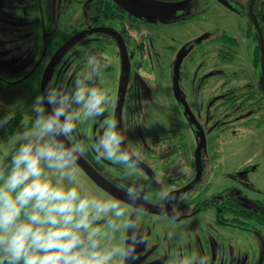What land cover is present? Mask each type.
Instances as JSON below:
<instances>
[{
	"label": "rangeland",
	"instance_id": "374dc122",
	"mask_svg": "<svg viewBox=\"0 0 264 264\" xmlns=\"http://www.w3.org/2000/svg\"><path fill=\"white\" fill-rule=\"evenodd\" d=\"M120 1H136L150 10L145 13V16L150 17L145 18L143 24L136 23L138 28H145L144 30L149 32L146 41L142 40L146 36L140 34L133 35L134 42L127 41V54L133 58L129 57L126 62L120 61L113 39L87 32L58 57L47 78V85L49 81L62 79L69 72L81 67L86 53L102 52L106 55L109 66L104 73V79L110 90L112 103L99 118L82 123L78 130L81 137L94 136L102 131L103 121L111 118L118 87L117 67L120 65L121 68L122 64L127 70L131 69L132 84L133 86L135 84L136 88L134 90L124 88L122 114L126 113L128 121L135 120L138 123V132L142 137L139 136L134 141L126 134L127 140L132 143H143L144 161L147 160V153L150 150L182 145V155L176 158V170L172 171L169 183L178 182L182 178L189 181L194 176L190 158L193 160L198 139L179 113L172 97L171 86L173 66L177 57L181 55L179 89L182 97L186 98L190 111L199 121L205 138L215 135L221 128L224 132L212 139L211 149L216 153L214 158L210 154L202 153L204 166L202 178L196 186L198 189L189 191L186 195L190 202L187 201L185 215L194 210V196L198 192L201 195L202 205L195 218L175 221L174 219L183 216L177 200L174 203V219L162 214L142 213L138 219V226L147 236V242L137 248V259L133 264H175L178 254L187 255L194 251L207 255L208 264H246L242 231L216 227L212 221L215 209L208 203L215 197L221 201V198L224 200L228 194L231 196L238 194L251 206L256 202L264 205V103L258 99L261 101L259 102L261 112L252 113L250 111L255 110L253 106L256 105L251 101L256 102L255 96L248 101L245 100L243 104L237 102L233 109L241 111H235L233 115L227 111L223 113L221 104L224 99L233 100L235 96L249 90L258 95L259 75L251 68L249 59L254 48L258 46L254 28L246 17L250 0H227L237 10L235 16L224 12L215 2L209 0H183L181 3H164L161 0ZM256 2L258 13L262 14L261 29L264 31V0ZM178 7L183 14L195 12L200 7L202 11L205 10L203 13L210 11L215 16L214 25L222 24L224 26L221 27H227L233 34L237 47L233 46L234 61L228 77L234 80L230 85L224 86L219 71H212L214 62L211 61L212 55L207 56L210 59L205 62L196 61L194 39L205 36L206 33L200 34L195 24L176 28L166 26L169 21H173L172 16ZM110 8L108 7L106 11H110ZM109 20L107 16L103 18L97 1L87 3V0H0V110L21 108L27 126L34 118L31 104L34 97L41 93V78L50 57L72 36L84 32L87 26L96 25V28H100ZM136 47L138 55L133 52ZM125 86H129L126 81ZM134 97L137 102L133 100ZM142 106L144 114L140 109ZM129 130L134 133L131 128L127 131ZM13 143V138L0 143V160L5 158ZM82 159L113 186L122 178L123 166L98 158L93 149H89L88 154ZM131 171L137 181L145 178V174L139 168ZM154 175L151 180L156 181V188L158 185L159 189H163L166 186V178L158 173ZM169 175L171 174L167 176ZM80 179L96 191L105 193L81 170ZM218 203L219 210L229 207L226 206L227 202L225 207ZM148 204L159 209L155 202V190L153 200ZM198 209L196 206V210ZM234 210L244 212L236 205ZM243 214L242 220L246 216ZM209 219H212L211 224ZM236 224L241 226L242 223L238 221ZM173 233L174 235L170 237L169 234Z\"/></svg>",
	"mask_w": 264,
	"mask_h": 264
},
{
	"label": "clouds",
	"instance_id": "9594fccd",
	"mask_svg": "<svg viewBox=\"0 0 264 264\" xmlns=\"http://www.w3.org/2000/svg\"><path fill=\"white\" fill-rule=\"evenodd\" d=\"M108 66L104 53L88 52L81 67L49 81L34 97V118L0 160V264H133L137 247L147 242L138 219L153 200L156 181H137L131 171L145 150L127 140L131 124L117 127L118 120L108 118L100 134L78 135L82 123L99 118L112 103L104 79ZM13 115L0 116V128ZM89 149L123 166L114 187L127 199L80 179L77 165ZM157 189L155 202L165 212L175 197ZM175 264H208V257L181 253Z\"/></svg>",
	"mask_w": 264,
	"mask_h": 264
},
{
	"label": "flooded vegetation",
	"instance_id": "af4514ba",
	"mask_svg": "<svg viewBox=\"0 0 264 264\" xmlns=\"http://www.w3.org/2000/svg\"><path fill=\"white\" fill-rule=\"evenodd\" d=\"M96 1L99 4V8H100L101 14L103 15V18H106V16H107L110 19L107 23H104L100 27V28H104V29L109 30L110 33H96V34H101L102 36H105V38H108V39L109 38L115 39L116 42L115 41L114 42L116 43L117 51L119 54V55L117 54L118 58L120 59V61L126 62L129 59V57L133 58L132 55L127 54V46H128L127 41L134 42L135 41V39L133 37L134 34L135 35H139V34L145 35L146 37L144 39H142L143 41L145 39H147V37H148L149 32L147 30H144L145 28H143V29L138 28V26H136V25L138 24V22L140 24H143L144 21L146 20L145 18L150 17V16H145L146 15L145 13L150 12V10L147 9L143 4L136 2V1L122 2L120 0H93L91 2H96ZM161 1H163L164 3H181V2H184L183 0H161ZM209 1L215 2V4L221 10L228 13L229 15H231V16L237 15V12H236L237 10L234 9V7L232 5H230L227 0H209ZM211 2H209V3H211ZM254 5H255V3H254ZM108 7H111L110 11H106ZM253 10H254V7H253ZM204 11H202L201 7H200V8H197V10L195 12L183 14L182 10H180V7H178L177 9H175V14L172 16L173 21L172 22L169 21L166 24V26L176 28V27H180V26L186 27L187 25L189 26L191 24H195V27L200 30L199 31L200 34L206 33L205 36H199V37L194 39L196 61L204 60V62H205V60L210 59V58H207V56L212 55L211 61H214V62H212V67H213L212 71L216 72L218 70L220 73V78L222 79L221 81H223L222 84H224V86L230 85L234 80L233 78L228 77V74L230 75L229 71L231 70V66H232V63L234 61V59H233V39H234V36L231 32H229V29L227 27H225V28L221 27L224 25H222V24H220V25L215 24L214 25V23H216L213 21V18H215L214 14L211 13L210 11H207L208 14H206L207 12L203 13ZM247 14H248V9L246 12V17L249 21ZM253 14H254V11H253ZM220 18H222V17H220ZM218 26H220V27H218ZM96 27H97L96 25L87 26L86 30L84 31L85 34H87V32L91 33L89 30L90 29H96ZM252 27H253V25H252ZM259 27H260V25H259ZM162 28H164V27L162 26ZM254 34H255V30H254ZM255 37H256V34H255ZM143 41H140V43L142 44ZM120 43H122V46L124 49V54H122V47H121ZM137 48L138 47H136V50L133 51V52H135L136 55H138V52H137L138 49ZM147 48H148V46L146 47V49ZM134 49L135 48L133 47V50ZM129 51H131V50L129 49ZM203 66H204V64H202V67ZM224 70H225V72H224ZM117 72H118L117 78L119 77L118 78V87H117L116 95L114 97V106L111 110V118L114 117L118 120L117 127H120L122 122H124V121H127L128 123H130L131 127H129V129L131 128L134 131V133H132V131L129 130V131H126V134L129 136V138L131 140L133 139L135 141L136 139H138L139 136H140V138L142 137L141 134L138 132V128H137L138 123H136L135 120L133 122L128 121V118H126L127 117L126 113L122 114V112L124 110L122 104H123V100L125 99L124 98L125 92L123 93L124 88L128 87V89L130 88L132 90H134V88H136L135 84L133 86V84H132L133 82L131 79V74L133 73V71L129 68L127 70L125 65L122 66V64H121V68H120V65L117 67ZM172 73H173V71H172ZM173 76H174V74H173ZM173 76L171 78V81L173 79ZM125 81L128 83L129 86H125ZM258 86H259V83H258ZM247 87L249 89L250 85ZM128 92H126V94L132 93V91H130L129 93ZM122 93L124 96H122ZM247 93L248 94L244 98L245 100L248 101V99L249 98L251 99L253 96H255V98H256V102L251 101L252 104L256 105V106H253V108L255 110L250 111V112L253 113L254 111H257V113H260L261 108H260L259 102H261V101L258 99H261L264 103V94L262 93L260 86H259V90L257 91V93H258L257 96H256V93H254L253 91H250V90H249V92L247 91ZM180 96H182V93H180ZM130 97L132 98V94H130ZM172 97H173L175 104L178 105L179 113L182 115L183 119L188 123V125L193 128V129L191 128V130L196 134V137H197L196 129L190 123V121L187 117L186 111L184 110L183 106L175 100L173 93H172ZM183 98L186 101V98L185 97H183ZM135 99L136 98L134 97L133 100L135 102H137ZM117 101H118L119 106L117 109V114L115 116V107H116ZM221 101H222V99H221ZM188 108H189V106H188ZM140 109H141L142 113L144 114L143 106ZM247 110H248V106H247ZM234 111L239 112L241 110H235L234 109ZM193 116L195 117L196 121L199 123L196 116L194 114H193ZM143 120H144V117H143ZM244 121L242 122L243 124L245 123ZM247 123H248V121H247ZM194 151H195V149H194ZM144 159L141 158V163H140L139 167H141L142 164L146 163V161H144ZM84 161H86V160L84 159ZM193 168H194V176H195L194 152H193ZM85 176H87V175L85 174ZM194 176L186 184H183L181 186H170L169 179L166 178V181H165L166 186H164L163 189L164 190H170L171 193L175 192L177 190H180L183 187H185L188 183H190L194 179ZM100 178L103 182L107 183L108 185H110L113 188V190L115 191V194H114L115 196H121L124 199H127L126 197H124L123 192L118 191L113 185H111L109 182H107L105 180V178H103V177H100ZM145 178H148V176L146 174H145ZM196 186L193 187L192 189H190L189 191L198 189ZM98 187L103 192H105L107 195H110L102 187H100V186H98ZM153 190L156 191L158 189L156 188V186H154ZM189 191L176 196L174 199V202L168 206V210L165 212H161L159 209H157L155 207H151V205L147 204L144 208L143 213L149 214V215H151V214H162L164 216H168L171 219H174V215H173V213L175 211L174 210L175 209L174 203L177 200L178 201L177 204H179V206L181 207L180 211L182 212L183 216H181L180 219H177V220L174 219V220L175 221H178V220H180V221L184 220L185 221V220H188L190 218H195V216L197 215L196 212H199L200 207L202 205L201 195L198 192L196 194V196H194V198H193L194 204H195L194 210L192 212H190V214L185 215V210L187 209L186 204H187V201L189 200V198L186 199V195ZM222 199L223 198H221V200ZM219 200H220V198L215 197L212 200H210V202L208 203L209 205H211V207L213 209H215V211H214L215 217L213 220L209 219V223L211 222L210 220H212V221H214L215 226L218 228H226L229 230L240 229L242 231V237H243L242 245H243V248L245 249L244 253H245V258H246V264H264V205L256 202V204L251 206L248 204V202H245L246 200L243 201L244 198L242 195H241V197H239L238 194L235 196H231L228 194V196L224 197V200H226V202H227L226 206H229V207H226L225 212L221 213L222 210L218 209ZM235 201L237 203H235ZM189 202H190V200H189ZM234 205L243 207V210H244L243 215L246 214L244 220L239 219V218H237V219L234 218ZM196 206L199 207L198 210H196ZM150 210L157 212V213H151ZM238 221H241V223H242L241 226H237L236 223ZM207 246H206V248H207ZM137 248H139V246ZM140 251L141 250H139V252ZM227 252H228V250H227ZM227 254H229V252ZM227 259H229V257Z\"/></svg>",
	"mask_w": 264,
	"mask_h": 264
},
{
	"label": "trees",
	"instance_id": "16d2710c",
	"mask_svg": "<svg viewBox=\"0 0 264 264\" xmlns=\"http://www.w3.org/2000/svg\"><path fill=\"white\" fill-rule=\"evenodd\" d=\"M259 10H260V8H259ZM253 11H254L255 17L257 18V20L259 22L260 27L262 28V25H261L262 14L260 15V13H258L257 2H255ZM250 25L252 26L251 23H250ZM262 31H263V29H262ZM263 36H264V31H263ZM113 40L116 42L115 39H113ZM236 45H237V41L235 39H233V46L237 47ZM249 59H250L251 68L255 71L256 75H259L260 74L259 46H256L254 48V51H253L252 55L249 57ZM250 91H253V90H250ZM247 94L248 93L246 91L244 93H240L239 95L235 96V98L233 100L224 99L223 102L221 103L222 107L224 109L223 113H225L227 111V112L231 113V115L235 114V111L233 108H235L237 106V104H236L237 102H239L240 104H243V102L245 101L244 98ZM237 100H239V101H237ZM177 107H178V105H177ZM9 111L11 113H13L14 115L9 120L8 124H6L3 128H0V143L7 142L8 140L14 138L15 134L19 131H22L23 127H25L26 126L25 124L27 123L21 108H14L11 110H0V116L6 115ZM218 123H217V126H219ZM189 127L192 128L191 126H189ZM223 132L224 131L221 128L220 131L218 133H216L215 135H210L209 137H206L207 143H206L205 149L201 152L202 166H204L202 153L205 152L206 154H210L214 158L216 156V153H213V151L211 149L212 148V145H211L212 139L219 136ZM181 147H182V145L170 146L169 149L159 148V149L150 150V152H148V154H147L148 158L146 160V163L142 164L141 167H139V170L142 173L144 172V174H146L148 176L149 181H151V178L153 177V175L155 173L161 174V177L168 178L170 180L172 178L173 172L176 170V165H175L176 158L181 157V155H182ZM190 163H191V167H193L192 158H190ZM169 173L171 175L167 176ZM190 173L193 174V171H191ZM154 177H156V175H154ZM183 182L187 183L188 180L186 178H182L178 182H173L170 185L171 186H180V185H182ZM153 185L156 186V184H153ZM219 202H220V204H222V206L225 207L226 200H221ZM235 203H237V202L235 201ZM240 208L243 209V207H241V206H240ZM224 212H225V209H222L221 213H224ZM242 213H243V211H241V210H234V218L235 219H237V218L241 219ZM239 214H241V215H239ZM237 215H239V217H237Z\"/></svg>",
	"mask_w": 264,
	"mask_h": 264
},
{
	"label": "water",
	"instance_id": "95a60500",
	"mask_svg": "<svg viewBox=\"0 0 264 264\" xmlns=\"http://www.w3.org/2000/svg\"><path fill=\"white\" fill-rule=\"evenodd\" d=\"M93 0H88L87 3H90ZM256 0H250L249 6H248V18L249 21L252 23L254 30H255V34L256 37L258 39V46H259V67H260V74H259V79H258V83L259 86L262 90V93L264 94V36L262 33L261 28L259 27V23L256 19V17L253 14V7H254V3ZM91 33H110L109 30L104 29V28H96V29H90L89 30ZM85 34V32H81L78 33L74 36H72L70 39H68L62 46H60L59 49H57L54 54L52 55V57L50 58L48 64L46 65L44 71H43V75L41 78V92H43L46 88L47 85V78L49 76V73L52 69V67L54 66L56 60L58 59V57L65 51L67 50L70 45L72 43H74L76 40H78L80 37H82ZM122 54H124V49L122 46ZM181 61H182V56L179 55L177 57V60L173 66V73H174V77L171 81L172 84V93L173 96L175 98V100L177 102H179L184 110L186 111L187 117L190 121V123L195 127L196 129V133H197V139H198V144L195 148L194 151V165H195V176L194 179L188 183L185 187H183L180 190H177L175 192H172L173 196L176 197L180 194H183L187 191H189L190 189H192L193 187H195L201 180L202 178V173H203V168H202V163H201V151L205 148L206 146V138H205V134L204 131L201 127V125L196 121L195 117L193 116V114L191 113V111L188 108V105L185 101V99L180 96V89H179V68L181 65ZM118 101L116 103V107H115V116L117 114V109H118ZM46 110H48V106L45 105ZM78 168L84 172L96 185L102 187L107 193H109L110 195H114L115 191L113 190V188L108 185L107 183L103 182L101 180V178L97 175V173L83 160L81 159L78 162ZM117 197H121V196H117ZM151 213H157L154 211H151Z\"/></svg>",
	"mask_w": 264,
	"mask_h": 264
}]
</instances>
